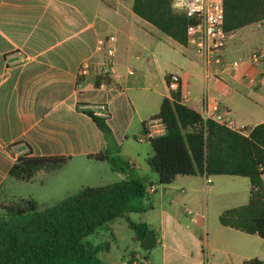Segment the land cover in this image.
I'll use <instances>...</instances> for the list:
<instances>
[{"label":"crops","instance_id":"1","mask_svg":"<svg viewBox=\"0 0 264 264\" xmlns=\"http://www.w3.org/2000/svg\"><path fill=\"white\" fill-rule=\"evenodd\" d=\"M133 6L134 0H0V190L11 179L16 160L29 150L38 157H69L64 167L73 186L80 168L90 179L79 183L81 188L126 180L109 161L89 158L108 152L153 184L155 193L146 200L151 208L130 216L149 226L157 246L141 249L142 242L119 219L96 238H116L110 251L100 254L105 263L131 264L140 256L147 264H244L254 259L264 264V240L220 223L227 207H219V198L235 195L236 180L179 176L161 185L148 163L154 155L151 145L138 141L144 124L171 98V75L180 76L182 91L192 89L190 108L202 114L206 97L218 99L233 129L249 134L264 124V63L207 71L193 50L139 18ZM110 36L117 40L118 77L112 85L97 86L105 57L99 42ZM253 52H264V21L232 33L224 56L232 64ZM85 65L90 69L80 75ZM88 112L105 119L110 140ZM60 170L40 171L35 178ZM108 174L121 181H110ZM91 179L105 184L92 186Z\"/></svg>","mask_w":264,"mask_h":264},{"label":"trees","instance_id":"2","mask_svg":"<svg viewBox=\"0 0 264 264\" xmlns=\"http://www.w3.org/2000/svg\"><path fill=\"white\" fill-rule=\"evenodd\" d=\"M174 2L134 0L133 11L173 41L187 47L188 29L194 22L186 14L176 12ZM223 3L224 29L228 34L264 21V0H223ZM105 84L112 85L113 80L101 74L96 85ZM87 114L110 140L111 131L105 119L92 112ZM152 120H160L166 129L163 136L148 140L154 151L148 163L160 184L170 185L179 176L248 178L249 202L224 211L220 223L264 240V124L244 134L245 131L205 121L199 113L181 103L179 93L165 98ZM147 132L145 123L144 133ZM89 158L109 161L113 170L124 173L127 179L103 187L82 188L76 195L44 210L31 198H21L17 205L3 208L0 264H107L100 254L110 251L116 238L111 236L109 241L103 242H97L96 238L119 219L127 223L137 242L152 234L147 224L135 223L130 215L145 213L151 208L145 201L153 184L136 174L129 162L111 158L108 152ZM69 160L64 156L38 157L29 150L16 160L9 177L31 183L40 171L54 173ZM244 264L263 263L254 259Z\"/></svg>","mask_w":264,"mask_h":264},{"label":"built area","instance_id":"3","mask_svg":"<svg viewBox=\"0 0 264 264\" xmlns=\"http://www.w3.org/2000/svg\"><path fill=\"white\" fill-rule=\"evenodd\" d=\"M173 8L186 14L193 20V24L188 29L187 47L193 50L201 59L204 68L216 67L217 69L235 68L239 70L242 64H260L264 63V52H253L238 63L229 64L225 60V49L231 34L224 29L225 9L223 0H175ZM116 37L110 36L101 39L99 42V51L105 52L104 60L101 65V74L112 80L117 79L118 72L116 68ZM90 69L89 65L81 68L80 75H85ZM133 74V72H130ZM169 91L172 94L179 93L180 101L188 105L192 96V89L186 88L182 91V81L180 76L171 75L168 79ZM105 112L106 108L101 107ZM222 111L221 102L218 99H204V108L202 118L212 120L220 125L232 130L235 123L232 119L227 118ZM226 114H228L226 112ZM148 132L138 139L139 142L148 141L150 138L163 136L166 133L165 126L160 120H151L147 123ZM241 131L244 130H235ZM244 134L246 132H243ZM149 196L155 193V189H148ZM146 258L137 256L133 259V264H147Z\"/></svg>","mask_w":264,"mask_h":264},{"label":"rangeland","instance_id":"4","mask_svg":"<svg viewBox=\"0 0 264 264\" xmlns=\"http://www.w3.org/2000/svg\"><path fill=\"white\" fill-rule=\"evenodd\" d=\"M174 10L176 12H179L176 9ZM143 145L146 146V148L148 146L150 147L148 141H144ZM80 172H82V175L78 178L74 186L70 185L71 183L68 181L69 169H67V167H64L62 170H60L55 174H49V175L37 177L31 183H24L21 181L10 179L9 182H7L5 186L1 188L0 214L4 212L3 208H8L10 206L17 205V203H19L21 198L34 199L39 204L40 210H44V208L53 205L55 202H58L69 196L76 195L82 189L80 186L81 184L79 185V183L90 182V179L84 178V176H86L84 174L87 171L83 168H80L79 173ZM153 174L154 176H157L155 173ZM108 175H109L108 179H110V181L111 180L121 181L118 180V178H115V176H113L112 174H108ZM93 177L94 174L92 175V178ZM217 178H227L226 180L229 179V180L237 181V185L234 188L235 195L233 194L232 196H229L227 200H224V197H220L219 207H221L222 209H225L227 207L226 210H228V209H232L233 207L236 208L248 203L250 198V181L248 178L232 177V176L230 177L222 176ZM91 183L92 186H99L105 184V183L102 184L97 183V179H91ZM243 198L245 199V201H243ZM146 202L147 201H145V204Z\"/></svg>","mask_w":264,"mask_h":264},{"label":"water","instance_id":"5","mask_svg":"<svg viewBox=\"0 0 264 264\" xmlns=\"http://www.w3.org/2000/svg\"><path fill=\"white\" fill-rule=\"evenodd\" d=\"M157 246V238L154 233H152L149 237L142 241L140 244V248L143 250H153Z\"/></svg>","mask_w":264,"mask_h":264}]
</instances>
